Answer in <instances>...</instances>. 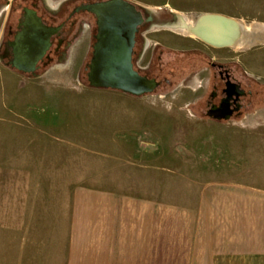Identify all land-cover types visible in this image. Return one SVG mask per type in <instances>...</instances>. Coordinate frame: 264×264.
<instances>
[{
  "label": "rangeland",
  "instance_id": "374dc122",
  "mask_svg": "<svg viewBox=\"0 0 264 264\" xmlns=\"http://www.w3.org/2000/svg\"><path fill=\"white\" fill-rule=\"evenodd\" d=\"M64 1L42 0L54 9ZM126 1L171 13V27L218 16L264 28V0ZM94 34L83 28L36 78L0 64V264H188L185 239L156 238L178 235L190 191L222 180L264 185L247 178L264 170V33L237 49L154 28L148 40L180 53L165 69L169 83L143 97L88 87ZM206 59L262 85L243 118L214 123L190 110Z\"/></svg>",
  "mask_w": 264,
  "mask_h": 264
},
{
  "label": "flooded vegetation",
  "instance_id": "af4514ba",
  "mask_svg": "<svg viewBox=\"0 0 264 264\" xmlns=\"http://www.w3.org/2000/svg\"><path fill=\"white\" fill-rule=\"evenodd\" d=\"M98 1L101 0H65L56 9L49 8L42 0L4 1L5 7L0 12V64L20 76L39 77L54 61L63 59L64 53L83 28L87 30L93 27L96 34L95 18L80 10V7ZM24 9L34 12L43 26L56 28L51 34L45 35L49 38L48 46L40 36L36 39L34 36L28 37V48L17 43L16 37L24 26L35 23L31 14ZM5 10L7 13L4 15ZM137 10L142 15V23L134 38L132 68L139 76L159 83L150 93L129 95L143 97L169 83L164 76L165 69L175 62L180 53L179 50L148 40L149 31L156 27L169 28L178 19L171 13H149L140 8ZM206 61L205 67L195 72L201 80L197 81L198 86L194 90L196 97L189 104L190 110L214 123H227L243 118L253 108L252 87L262 85L252 80L235 64L213 62L211 59Z\"/></svg>",
  "mask_w": 264,
  "mask_h": 264
},
{
  "label": "crops",
  "instance_id": "0c3cea01",
  "mask_svg": "<svg viewBox=\"0 0 264 264\" xmlns=\"http://www.w3.org/2000/svg\"><path fill=\"white\" fill-rule=\"evenodd\" d=\"M258 170L247 178L264 180V170ZM143 204H140L141 241L150 239L149 220L147 214L143 215L147 207ZM179 216L175 222L180 226L178 235L156 239H185L188 264H264V185L222 180L195 187L189 193L187 213L181 210ZM109 228V233L116 228L113 221L112 224L109 221Z\"/></svg>",
  "mask_w": 264,
  "mask_h": 264
},
{
  "label": "water",
  "instance_id": "95a60500",
  "mask_svg": "<svg viewBox=\"0 0 264 264\" xmlns=\"http://www.w3.org/2000/svg\"><path fill=\"white\" fill-rule=\"evenodd\" d=\"M137 7L126 0H101L80 7V10L95 18L96 24L95 42L86 66L88 87L140 96L152 92L158 86L155 80L139 76L132 68L134 38L142 23V15ZM24 11L31 14L35 23L24 26L16 37L17 43L28 48L26 39L40 36L48 46L49 38L45 35L51 34L56 28L43 26L34 12L28 9ZM40 51L43 53V49Z\"/></svg>",
  "mask_w": 264,
  "mask_h": 264
},
{
  "label": "bare ground",
  "instance_id": "6f19581e",
  "mask_svg": "<svg viewBox=\"0 0 264 264\" xmlns=\"http://www.w3.org/2000/svg\"><path fill=\"white\" fill-rule=\"evenodd\" d=\"M181 19L182 21L178 26L169 27V29L178 33L198 37L211 46L224 47L225 45L231 46L232 48H239L243 38L246 39V35L256 32L260 34L264 33L263 26L246 25L240 22L232 23L228 19L218 16L202 17L197 21L183 17Z\"/></svg>",
  "mask_w": 264,
  "mask_h": 264
},
{
  "label": "trees",
  "instance_id": "16d2710c",
  "mask_svg": "<svg viewBox=\"0 0 264 264\" xmlns=\"http://www.w3.org/2000/svg\"><path fill=\"white\" fill-rule=\"evenodd\" d=\"M138 8V7H137Z\"/></svg>",
  "mask_w": 264,
  "mask_h": 264
}]
</instances>
